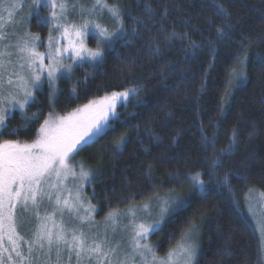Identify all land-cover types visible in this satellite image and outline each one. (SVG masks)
Masks as SVG:
<instances>
[{
	"label": "trees",
	"instance_id": "obj_1",
	"mask_svg": "<svg viewBox=\"0 0 264 264\" xmlns=\"http://www.w3.org/2000/svg\"><path fill=\"white\" fill-rule=\"evenodd\" d=\"M120 4L130 11V16H124L126 27L139 28L140 38L127 45L117 43L100 68L85 65L74 80H62L54 101L47 96L48 88L38 93L37 102L26 110L28 116L37 113L38 122L25 130L24 114L15 112L7 123L17 133L0 135V143L32 142L50 114H68L112 91L139 85L144 103L133 100L120 105L115 130L77 153L100 170L92 188L100 215L141 202L158 191L185 187L191 181L182 177L208 169L217 154L211 146H203L204 134L212 137L218 132L216 149L234 143L233 151L221 157L223 166L215 178L227 173V185L209 184L208 190L178 210L153 238L165 253L192 225L204 223L198 264H260L258 237L243 203L254 187L264 193V0H122ZM217 4L230 13L227 22L233 26L220 39L216 26L224 27L225 21L217 15ZM145 5L152 9L151 18ZM134 17H143L146 24ZM32 30L43 37L49 33L48 25L37 18ZM173 32L183 39L166 42L165 37ZM189 37L201 47L186 57L183 48L191 46ZM146 41L158 44L160 53L152 54ZM238 53L241 59L248 57L243 70L246 79L228 87V73L234 67L241 71ZM168 62L183 73L168 71ZM122 136L127 142L117 149ZM173 175L177 178L172 179Z\"/></svg>",
	"mask_w": 264,
	"mask_h": 264
},
{
	"label": "snow or ice",
	"instance_id": "obj_2",
	"mask_svg": "<svg viewBox=\"0 0 264 264\" xmlns=\"http://www.w3.org/2000/svg\"><path fill=\"white\" fill-rule=\"evenodd\" d=\"M2 4L3 0H0V6ZM42 6L48 8L49 16L40 15L38 9ZM12 7L14 4L9 3L8 8ZM32 7L42 23L51 25L45 52L37 51L38 45L44 44L39 35L30 33H25L23 36L17 33L6 35L3 31L4 18L0 16V135L17 133V129L10 128L7 123L12 109L16 106L24 113L23 129L27 130L31 124L38 122L37 113L28 116L25 108L26 106L30 108L32 103L37 102L36 93H43L45 84L49 89L47 96L51 99L57 92L55 87L57 80L74 79L75 71L83 68L86 63L93 69L100 68L106 53L115 51L117 43L127 45L140 38L139 28L133 27L129 30L125 25L124 16H130V11L121 9L118 4H109L108 0H93L90 7L81 4L80 0H32ZM144 8L151 18L153 16L151 7L145 5ZM215 8L217 15L225 21L224 27L216 26L217 39H220L226 37L233 26L227 22L230 13L224 9V6L217 4ZM105 12L108 14V22L115 27L110 29L107 23L101 22L104 20ZM72 17H79V22L71 19ZM13 19L12 12L9 11L8 23L11 24ZM133 19L141 25L146 24L143 17ZM225 29L228 31L226 32ZM90 33L97 41L95 48L88 47L87 40ZM12 37L16 40L14 44L4 43ZM173 39L182 40L183 37L175 32L165 37L166 42ZM189 40L191 46L183 48L186 57L194 55L196 49L201 47L197 41L191 40L190 37ZM146 43L152 54L160 53L158 44L153 41ZM205 43L214 47L211 39L205 38ZM45 59L48 63H45ZM236 59L241 71L238 72L234 67L228 73L230 77L227 81L228 87H236L246 79V72L243 70L246 68L248 57L244 56L241 59L238 53ZM261 62H264V59ZM166 68L168 71L183 73V70L172 62H168ZM161 75L163 76V73ZM233 79L236 84H233ZM82 82L77 80V83ZM203 86L202 84L201 87ZM140 91L141 86L134 85L122 91H112L97 101H90L67 116L54 117L50 114V117L40 125L38 135L31 143H21L16 140H4L0 143V264H40L42 257L47 261L51 260L53 250L56 252L57 264H60L61 253L65 250L68 253L69 264L73 254L77 264H80L82 259H88L90 262L94 260L95 264H136V255L140 256L141 264H148L147 254L151 255L152 264H173L172 251L165 258H160L155 255L152 245L142 244L141 241H146L150 233L160 231L162 223H167L178 210L189 203L183 196L164 197L157 194L155 201L159 212L158 218L153 216L151 211L147 213V218L151 219L152 223H137L135 213H130L131 252L124 251L122 255L118 254L117 248L110 246L106 237L89 236L82 227H67L62 218L65 209L71 214L79 213L83 208L88 215L78 216L81 224L91 219V212L95 211V206L90 203L85 205L81 197L84 182L91 184L94 177L82 165L77 174L69 166L68 161L77 151L96 142L101 135L115 130L114 122L119 120L118 104L127 106L133 100L136 104H143ZM72 92H76L75 87L72 88ZM217 127L219 128V125ZM235 135L234 131L233 139ZM217 137L218 132L212 137L204 134L203 146L205 148L211 146L217 153L211 159L209 168L182 177L191 181V188L194 190L204 192L208 190L209 184L226 186L228 183L227 173L219 180L215 178L220 176L217 169L223 166L221 157L233 151L234 143L216 149ZM126 142L127 137L122 136L116 148L119 149ZM69 175L79 180L75 190L67 187L65 183ZM202 175H206L208 179H202ZM171 178L177 177L173 175ZM65 192L67 195H63ZM93 195H95L94 190ZM53 197L55 198L53 212L41 217L40 204L45 199L51 202ZM29 205L36 210L34 215L39 223L30 232L31 239L26 241L25 254L17 240L19 233L16 225V210L19 207L27 211ZM142 207L148 209L149 205L144 204ZM56 211L61 213L59 221L54 219ZM114 215L110 214V216ZM197 230L196 226L192 225L181 236V242L178 244L182 257L181 264H198V248L191 242V235ZM5 236H7L8 248L4 244ZM20 241H23V237H20Z\"/></svg>",
	"mask_w": 264,
	"mask_h": 264
},
{
	"label": "rangeland",
	"instance_id": "obj_3",
	"mask_svg": "<svg viewBox=\"0 0 264 264\" xmlns=\"http://www.w3.org/2000/svg\"><path fill=\"white\" fill-rule=\"evenodd\" d=\"M121 1L122 0H113V1L108 0V3L118 4L121 7V9H124V7L120 4ZM9 3L14 4V7L8 8ZM80 3L84 4L85 6L90 7L93 3V0H80ZM21 5H23V7H21ZM9 11L12 12V15L14 18L11 24L8 23ZM35 11L36 10L32 7V0H3V4L2 6H0V16H3L4 18L3 19V23H4L3 31L5 32L6 35L11 34V33H17L20 36H23L25 33H30L32 35H39L41 39L44 41V44L38 45L37 51L45 52L47 48V38H48L49 33H47L45 37H43L42 34L40 33H36V34L33 33L32 21L37 18L39 23H41L40 19L35 15ZM38 11L40 15L43 17L49 16V10L47 7L42 6L38 9ZM71 19H74L76 20V22H79V17H72ZM101 22L107 23V26L110 29L115 27V25L108 22L107 12H105L104 20ZM50 27L51 25L48 24V32H49ZM54 35H58V33H54ZM15 42L16 40L14 37L10 38L7 41H4V43H12V44H14ZM87 44H88V47L90 48H95L97 46V41L91 35V33L89 34ZM45 63H48L47 59H45ZM66 63H71V61H66ZM85 65H89V64L86 63ZM76 73H77V70L75 71V78H76ZM62 80H67V79H61V80L56 81L55 87L57 89V92L51 98L52 101H54L59 94L60 82ZM47 88L48 86L47 84H45L44 90ZM37 96H38V93H36V98ZM100 98H97L94 101H97ZM119 106L120 104H118L117 110ZM27 109L28 107L26 106L25 112ZM15 112L24 114L20 111L18 106H16L12 109L10 117H12ZM68 114H64V115L55 114L52 116L60 117V116H67ZM21 143H31V142H21ZM77 153L78 151L68 161V163H69V166L73 168L77 174L80 171L81 165L83 166L85 170H88L92 173V176L94 177V179H92L91 184H89L87 181L84 182L83 194L81 198L84 200L85 205H88L89 203L91 205H94L95 211L91 212V219L89 221L83 222V224H81V221L78 219V216L88 215V213H86L83 208L80 209L79 213H71V214L69 213L67 209H65L63 212V216H62L63 221L65 222L67 227H70V228L71 227H82L83 230L89 234V236L98 235L100 237H106V239L110 242V246L117 248L118 254H121V255L123 254L124 251L131 252V247L129 244V233L131 231V225L129 224V220L132 217L130 213H135L137 223L139 222H144L146 224L152 223V220L147 218V213L151 211L153 216H156L158 218L159 212L156 207V201H155V197L157 194H159L160 196H164V197L180 195V196H183L190 203L193 199L196 198V196L203 193L201 191L192 189L191 182H190L181 189L173 190V191H166V192L158 191L153 196L141 202L130 204L124 208L112 210L106 213L105 215H100L99 207L97 206V204L93 202V199H92L93 183L97 179L98 174H100V170L97 168H94L92 165L86 163L81 158L77 157ZM201 178L203 179V177ZM65 183L67 187L75 190V187L79 183V180L73 179L71 175H69ZM63 195H67V193L65 192ZM54 199L55 198L53 197V200L51 202L45 199L40 204L39 215L41 217L53 212V208L55 207ZM144 204H148L149 208L148 209L143 208L142 206ZM243 205H244V211L246 212L248 219L252 223L256 231L257 237H258V241L260 245V252H261L260 264H264V193L256 187L252 188L245 195ZM35 211L36 210L33 209L31 205H29V208L27 211H24L20 209L19 207L16 210V225H17V232L19 233L17 240L20 243L21 250L24 251L25 254L27 253L26 241L31 239L30 232L34 228V226L39 223V221L35 218V215H34ZM110 214H115V215L110 216ZM54 219L57 221L61 219V213L59 211H56L54 215ZM164 225L165 223H162L161 229L164 227ZM195 226L198 230L192 233L191 242L194 245H196L198 248L199 255L197 259L199 262L200 255L203 251V239L202 238L204 235V223L195 224ZM154 234L150 233L149 236L147 237V240L141 241V243L142 244L149 243L150 245H152L155 251V255L160 258H165L166 255L170 251H172L173 252V264H181L182 257L180 255L179 247H178V244L179 242H181V239L174 246H172V248H170L168 252L164 253L160 251L159 242L153 238ZM20 237H23V241H20ZM4 244L6 248L9 247L7 243V236H5ZM6 255L7 253H5V256ZM147 255H148V264H152L151 255L150 254H147ZM135 262L136 264H141L139 255H136ZM40 264H57L55 250H53L51 254L50 261H47L42 257L40 260ZM60 264H69L68 253L66 250L61 253ZM70 264H77V260L74 254L71 258ZM80 264H95V261L93 260L90 262L88 259H82L80 261Z\"/></svg>",
	"mask_w": 264,
	"mask_h": 264
}]
</instances>
